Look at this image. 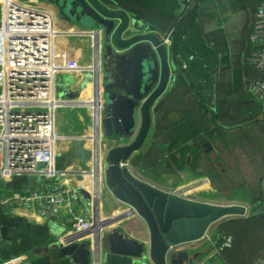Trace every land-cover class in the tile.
<instances>
[{"label": "water", "instance_id": "obj_1", "mask_svg": "<svg viewBox=\"0 0 264 264\" xmlns=\"http://www.w3.org/2000/svg\"><path fill=\"white\" fill-rule=\"evenodd\" d=\"M34 1L54 7L60 21L85 30L83 35L89 36L90 32L101 49L99 72L90 74L95 99L98 95V104L102 106L100 110L96 109L102 126L103 170L99 194L107 193L128 208L127 213L117 216L120 218L106 221L104 228L108 231L100 240L102 264H196L203 254L191 255L182 248L204 241L214 224L232 218L264 216V178L261 181L263 205L257 209L261 203L250 208L183 199L157 189L132 172V160L147 144L155 117L166 108L176 84L177 66L166 43L172 30L167 33L155 31L136 15L114 5L112 0ZM191 2L185 4L184 11ZM182 15L183 12L177 22ZM72 85L71 79H65L56 88L58 98L75 100L79 93L71 91ZM207 146H211L210 143ZM92 156L91 149L88 150L81 141L70 148L71 159L83 164ZM76 194L88 203L89 209L96 203L97 196L92 200L83 189H77ZM95 206L93 221L99 219L98 205ZM132 214L147 225L150 233L147 243L131 238L121 227L111 229L109 226ZM0 235L4 242L12 240L6 227H1ZM34 253L48 257L52 262L68 260L73 264H91L92 260L89 245L85 243L64 246L54 242ZM207 264L219 263L213 259Z\"/></svg>", "mask_w": 264, "mask_h": 264}, {"label": "crops", "instance_id": "obj_2", "mask_svg": "<svg viewBox=\"0 0 264 264\" xmlns=\"http://www.w3.org/2000/svg\"><path fill=\"white\" fill-rule=\"evenodd\" d=\"M188 1L189 0H182L184 7ZM263 1L264 0H205L202 9L199 11L198 26L196 29L197 33H194L195 30L189 27V25L182 26L185 32L189 34L187 37L189 41L186 42L187 39H184L186 44L183 47V52L186 51L190 54H186L189 57L188 59L175 53L172 46L174 32L170 34L168 38V49L174 54V63L177 66L176 84L171 92L165 110H163L162 114L155 117L147 144L132 160L133 168L131 169L137 177H140L157 189L171 193L176 191L190 192V194L188 193L189 196H191L189 200L211 204L208 199H206V201L199 199L200 196L208 198L210 196L209 193L213 192L211 187V176L200 169V161L202 159L200 158V153L204 155L203 157L210 158L209 160L214 167L218 164V170L221 171L219 178L225 177L222 168L227 166V164L222 158V149H230L233 154L237 147L233 148V150L226 147L227 145L223 141V135L221 134V129L224 127L221 125V118L223 117V113H228V120L232 121L236 118L243 117V113H247L248 107L244 101L247 93L245 87L247 83L254 80L257 75L255 70L246 63L247 58L255 49L254 44L250 40V34L254 14L257 7ZM36 3L39 8L51 13L55 18L56 30L61 34L56 44L62 56L76 61L84 70L94 67L96 63V54L94 51L95 41H93V37L90 35H83L85 30L76 25H69L60 21L57 18L54 7L51 5L43 2ZM201 71L203 74L195 75V73H201ZM203 76L207 78H202ZM64 78L72 80L73 85L71 91L74 94L79 93V96L75 97V100H71L73 101V105H77V107L68 108L70 113H59L58 116H56V132L60 137H75L89 134L91 138L94 134V130L91 126L93 111L91 109H82L81 105L85 102H91L94 99V82L90 79V74L86 71L65 73L58 75L56 88L62 84L65 80ZM202 92L209 98L208 105L212 106L213 113L211 110H200V103L202 102L196 95H201ZM81 110L84 111L82 112ZM257 117L263 122V124H261L264 125V113L262 110ZM160 122H163L162 125L165 129H170V132L166 134L168 143L175 137L184 135V133L187 134L193 127L199 130L207 129L206 134L201 132L199 136L202 140L197 138L196 143L191 142L187 144L188 148H191L192 151L187 149L185 156L186 165L183 166L182 170L177 169L174 160H170V156L174 155L175 159H178L180 155L176 148L169 152L168 144L164 145L162 148L166 154L165 159L158 162L156 166L145 168L144 165L146 163L144 164V162H142L141 165L135 164V159L139 155H146L150 151L157 125ZM214 128L217 129L216 133L213 137H210L208 132ZM170 133L171 135H169ZM224 133L226 137H228V135L231 136L230 139L233 138V135H235V137L237 136V131L229 130L228 132L224 131ZM206 142L211 143L213 147L211 154L204 153L203 148L199 147ZM161 143L163 142L160 141L159 144ZM72 144L71 140H61L57 144L55 167L59 173L65 172L66 176L58 177L50 181L52 183L61 182L68 188H71L75 193L83 215L89 220H93V210L96 209L95 205L97 204L98 216L100 217L99 227L101 228V220L102 223H106V220L115 218L114 216L127 213L128 208L120 204L107 193L105 195H100V197L97 195L96 203H93L91 209L88 208V203L80 198L76 194V191L77 189H83L91 195L92 200L93 198L95 199L96 183L91 175V171L94 168V159H91L84 165L80 161L71 159L69 156ZM85 147L88 150L94 149V141L86 142ZM192 152L196 154L198 161L196 169L191 165L195 159V156L192 155L194 153ZM253 155L252 152H247L246 154V156H252L257 160L256 162L258 164L254 166L255 168L253 167V163H256L254 161L250 166L252 167L253 175L255 174V178L259 179L262 174L264 175V160L261 157L258 159ZM152 160H155L154 156ZM163 161L168 163L169 168H167V165L164 164ZM159 167L162 168L160 169L161 172L156 174V170ZM167 169H170V171H167ZM223 171H226V169ZM88 172L89 174H86ZM252 188L254 187L250 185H241L239 188L234 187V192L225 198V203L212 202V205L225 206L237 204L250 206L251 208L255 203V199L249 190ZM254 189L257 190L256 188ZM252 210L253 207L251 211ZM14 216L24 218L31 224L38 226L53 224L54 228L52 233L55 237L59 236L64 231L59 225L42 219L33 209L16 210ZM244 218H249V216ZM229 220L230 219H227L221 222L225 223ZM222 224L216 225L215 228L214 224L210 228L204 241L184 247L182 246V249H187L191 251V253H202L203 256L208 255L210 251L212 253L218 246L217 239L219 238L220 226ZM109 226H112L111 229L121 227L126 234L137 241L144 243L149 241L150 233L147 225L135 214L124 218L120 223L114 226ZM195 246H198V248L194 249ZM212 255L210 259H215L217 263L229 264L221 255ZM240 257H245V254ZM91 264L102 263L91 262Z\"/></svg>", "mask_w": 264, "mask_h": 264}, {"label": "built area", "instance_id": "obj_3", "mask_svg": "<svg viewBox=\"0 0 264 264\" xmlns=\"http://www.w3.org/2000/svg\"><path fill=\"white\" fill-rule=\"evenodd\" d=\"M36 2L0 0V181L10 182L27 176L36 179V185L31 190L15 193L0 191V208L10 215L19 209L35 210L42 219L64 230L56 244H88L92 253L91 262L101 263L100 241L95 229L92 230L94 225L97 227V221L83 215L71 188L61 182H51L66 176L65 172L59 173L55 167L57 144L61 140H71L73 144L94 141L91 175L95 179L97 194L103 170L101 116L96 113V109L102 108L98 104L100 98L97 95L95 99V92L91 102L81 105L82 109L93 111L91 126L94 134L91 138L89 134L60 137L55 128L57 111L77 105L57 97L56 81L58 75L64 73H98L101 49L95 41L96 63L86 70L76 61L62 56L56 44L61 34L56 30L55 18L39 8ZM250 40L255 49L247 58V63L261 78L248 82L247 89L264 106V1L254 14ZM166 43H169L168 39ZM98 83L99 80L96 81ZM188 193L174 192L189 200L191 196ZM94 231L95 238L92 239L89 235ZM83 233L89 235L78 241H69ZM233 242L231 236H219L213 256H220L231 249ZM4 249L5 242L0 235V264H33V258L40 257L33 251L7 259L3 256ZM205 257L196 264L209 262L210 257Z\"/></svg>", "mask_w": 264, "mask_h": 264}, {"label": "trees", "instance_id": "obj_4", "mask_svg": "<svg viewBox=\"0 0 264 264\" xmlns=\"http://www.w3.org/2000/svg\"><path fill=\"white\" fill-rule=\"evenodd\" d=\"M112 1L114 5L136 15L155 31L167 33L169 30H172V32H174L172 37L173 50L177 55H181L186 59L189 58L187 56L189 53L186 51L183 52V47L186 44L184 39L186 40L189 34L185 32L182 26L189 25V27L195 30L194 33H197L196 29L198 26L199 11L202 9L205 0H192V4L190 3L191 6L189 5V9L187 8L185 11L182 0ZM182 12L183 15L177 22ZM188 41L189 40L187 39L186 42ZM247 65L249 66L248 63ZM253 70L255 69L253 68ZM255 72L257 73L255 79H260L261 75L256 70ZM197 74L203 73L201 71V73H195V75ZM202 78L207 77L203 76ZM245 88L247 93L244 101L248 107L247 113H243V117L236 118L232 121L228 120V113H223L221 125L224 127L221 129L222 132H220L223 135L222 139L226 143V147L233 150V148L236 146L232 144V141H229L231 136L228 135V137H226L224 135V131H237L236 138H246L249 144L252 145L251 149L252 153L254 154L253 156L257 157L258 159L261 157L264 160V125H262L263 122L257 117L258 114L261 113V110L264 113V106L258 103L250 95L247 85ZM196 97H198L202 102L200 103V110H211L213 113L212 106L208 105L209 98L206 97L203 92L201 95H196ZM162 124L163 122H160L157 125V131L148 154L139 155L135 159V164L141 165V163L144 162V164L146 163L144 165L145 168L156 166L158 162H161L165 159L166 154L162 148L164 145L168 144L169 152L176 148L178 154L180 155L178 159H175L174 155H172L169 157L170 160H174V164L177 165V169L182 170L183 166L186 165L185 156L187 149L192 151L191 148H188L187 144L191 142L196 143L197 138L201 139V137H199L201 132L206 134L207 129L199 130L193 127L187 134L184 133V135L175 137L172 141H170V143H168V137H166V134L170 132V129H165ZM169 135H171V133ZM234 136L235 135L232 137ZM227 140L230 144H228ZM160 141L163 143L159 144ZM239 148L243 149V147ZM153 156L155 160H152ZM263 178L264 175L262 174L258 179L260 181V189L258 191L254 188L249 189L253 195V198L255 199L254 202L256 204L263 202V191L261 187V181ZM35 185V178L28 176L18 177L10 182L0 181V191L7 193L23 192L25 189H33ZM0 227H6L8 229L9 236L12 238L10 242H5L3 256L7 259L17 257L22 254L31 253L37 249L48 248L55 242V236H53L52 233L54 228L53 224L45 226L34 225L24 218L6 214L2 208H0ZM258 232H262V237L264 238V216L255 218H234L223 223L220 226L219 236H231L234 239V242L231 249H227L221 254L222 258L229 264H264V240L256 237ZM260 243H262V247L259 246ZM244 254L245 257H240ZM33 264H71V262L68 260L52 262L48 257L43 256L33 258Z\"/></svg>", "mask_w": 264, "mask_h": 264}, {"label": "rangeland", "instance_id": "obj_5", "mask_svg": "<svg viewBox=\"0 0 264 264\" xmlns=\"http://www.w3.org/2000/svg\"><path fill=\"white\" fill-rule=\"evenodd\" d=\"M59 53H60V51H59ZM81 111L83 112L84 110H81ZM65 112L70 113L68 108L59 109L56 116H58L59 113L64 114ZM154 133H155V131H154ZM229 141H232V144H234L236 147L237 146L243 147V149L237 147V149L234 150L233 154L230 151V149H222V158L227 164V166L222 168V172L225 175V177L219 178L221 171L218 170V168H219L218 164H216L214 167L212 162L209 160L210 158L203 157L204 155L203 154L201 155V153H200V158H202L200 161V169L202 171H204L206 174L211 176V181H212L211 187L213 189V192L209 193L210 196L208 198H205L203 196L202 197L198 196V197L201 200H205V201H206V199L210 200L209 202H211V204H212V202L213 203H220V202L225 203V201H224L225 198L234 192V190H233L234 187L238 188L241 185H246V186L250 185V186L256 188L257 191L260 189L259 188L260 181L258 180V178H255V174L253 175L252 167L250 166V165H252L253 161L256 162L257 160H255L252 156H246L247 152H252V149H251L252 145H250L249 142L247 141V139L244 137H241V138L237 137L236 138L234 136ZM227 142H228V140H227ZM228 144H230V143L228 142ZM163 162H164V164L167 165V168H169L168 163L166 161H163ZM257 164H258L257 162L253 163V167L256 166ZM160 169H162V168L159 167L156 170V174L158 172H161ZM225 169H226V171H223ZM167 171H170V169H167ZM88 173H86V174H88ZM212 194H213V196H212ZM97 195H99V194H97ZM261 206L262 205L257 207V209H261ZM246 217H248V216H246ZM222 223H224V222L215 224L214 228L216 225L218 226ZM262 236H263L262 232H258L256 234L257 238L264 240V238ZM259 246L262 247V243H260ZM196 248H198V246L194 247V249H196ZM213 251H212V253L210 251L208 253V255H206V257L205 256L204 257L205 258L210 257L213 254ZM211 260H213V259H210L209 261H211ZM71 264H73V263H71Z\"/></svg>", "mask_w": 264, "mask_h": 264}, {"label": "bare ground", "instance_id": "obj_6", "mask_svg": "<svg viewBox=\"0 0 264 264\" xmlns=\"http://www.w3.org/2000/svg\"><path fill=\"white\" fill-rule=\"evenodd\" d=\"M59 33V32H58ZM101 190H100V186H99V188L97 189V193L99 194V192H100ZM100 195V194H99ZM123 215V214H122ZM120 216V215H119ZM115 218H120V217H117V216H114ZM100 218V217H99ZM99 221H100V219H98L97 220V227H96V225H94L93 226V228H92V230H94L95 229V231H96V233L98 234V240L100 241L101 240V237H102V235H103V232L105 231V228H103L104 226H105V222L104 223H102V220H101V228L99 227ZM107 221V220H106ZM96 227V228H95ZM91 230V231H92ZM95 231H94V234H92V235H89V234H85V233H83V234H78V235H75V236H73L69 241H78V240H80V239H82L83 237H85V236H87V235H89L92 239H94L95 238Z\"/></svg>", "mask_w": 264, "mask_h": 264}, {"label": "flooded vegetation", "instance_id": "obj_7", "mask_svg": "<svg viewBox=\"0 0 264 264\" xmlns=\"http://www.w3.org/2000/svg\"><path fill=\"white\" fill-rule=\"evenodd\" d=\"M214 129H216V128H214ZM214 129H212V130H210L209 132H208V134L210 135V137H213L214 135H215V133H216V131L215 132H213L214 131ZM217 130V129H216ZM207 143H209V142H206V143H204V144H202V145H198L199 147H201V148H203V152L204 153H206V154H211V152L213 151V147L212 146H207ZM210 145H211V143H210ZM192 155H194L195 156V159L193 160V162H192V166H193V168H195L196 169V167L198 166V161L196 160L197 159V157H196V154L194 153V154H192ZM196 160V161H195ZM260 205H263V202L260 204ZM262 207V206H261ZM193 252V251H192ZM190 253H191V251H190ZM199 254V253H198ZM191 255H197V253H191ZM200 261V260H199Z\"/></svg>", "mask_w": 264, "mask_h": 264}]
</instances>
